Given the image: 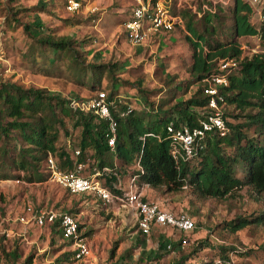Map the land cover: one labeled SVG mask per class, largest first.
I'll return each instance as SVG.
<instances>
[{
  "label": "rangeland",
  "instance_id": "obj_1",
  "mask_svg": "<svg viewBox=\"0 0 264 264\" xmlns=\"http://www.w3.org/2000/svg\"><path fill=\"white\" fill-rule=\"evenodd\" d=\"M79 1L81 8L72 13L66 8L68 0H0V81L45 88L50 94L69 99L93 96L98 87H104L107 94L115 88L142 113L147 104H157L174 94L177 84L181 87L175 93L178 97L172 99L174 103L189 99L200 87L191 71L194 47L189 38L195 40V36L187 27L189 22L210 39H237L242 49L240 60L264 53L260 35L233 36L235 0H209L217 5L218 13L214 16L207 12L208 19L195 13L207 0H174L172 10L182 17L184 24L171 32L152 34L139 44L125 33L136 0ZM243 1L251 7V24L259 29L264 20V0ZM36 20L46 28L41 33L50 32L56 39H74L88 61L117 64L114 78L107 74L100 86L92 88L91 72L86 77L70 56L57 55L51 48L36 45V31L29 34L25 30V24ZM140 87L145 92H140ZM223 110L233 125L244 122L247 112H256L251 108L241 112L228 103ZM61 118L64 125L55 124L60 132L56 145L73 153L79 148L82 129L75 126L77 116ZM247 134L255 133L248 129ZM15 143L12 141V145ZM221 146L226 155L234 151L227 143ZM199 162L200 159H194L191 165L197 166ZM118 165L124 170L119 161ZM234 167L240 177L247 170L241 161ZM38 172L44 180L38 181ZM29 175L35 181H29ZM144 189L146 199L173 212L190 214L197 228L180 232L156 226L149 235H142L133 212L93 197L72 195L60 186L51 178L46 158L34 170H21L0 153V264L10 262L5 252L14 249L21 255L19 263L32 256L31 264H120L124 255L127 264H174L183 256L187 258L182 264H211L219 259L224 264H264V224L237 232L229 228L236 217H252L264 210V192L245 186L222 199L200 197L191 185L176 191L166 186ZM29 204L35 211H72L79 215L85 231H91L92 256L85 261L75 260L68 254L72 247L66 245L57 227L54 229L50 223L39 226L33 221L21 222ZM65 253L67 257L61 263L58 257Z\"/></svg>",
  "mask_w": 264,
  "mask_h": 264
},
{
  "label": "trees",
  "instance_id": "obj_2",
  "mask_svg": "<svg viewBox=\"0 0 264 264\" xmlns=\"http://www.w3.org/2000/svg\"><path fill=\"white\" fill-rule=\"evenodd\" d=\"M233 10L235 19L233 36L260 35L264 45V20L259 29L251 24L249 19L251 7L243 0H235ZM209 13L215 16L218 10ZM204 16L207 18V14ZM187 27L195 36V40L189 38L194 47L191 71L196 75L200 87L189 99H181L174 103L172 99L178 97L175 93L181 87L177 84L176 88H173L176 90L174 94L162 98L157 104L154 102L147 104L142 113L137 112V108L126 98H122V94L114 88L108 93L110 99L116 100L117 109H113V113L119 121L117 144L114 148L109 146L106 138L108 122L92 112L73 109L70 106L71 99L59 94H50L45 88H26L14 82L0 81V153L4 159L19 165L21 170H34L44 158L48 167V157L52 154L63 170H73L82 162L89 165L88 169L95 164L100 167L108 165L124 177L127 174H138L141 184L154 188L166 186L171 191H176L191 185L203 198L223 199L245 186H252L259 193L264 192V53L255 54L251 58L243 57L240 60L242 49L237 39H231L230 42L214 40L199 33L192 22H189ZM25 30L29 34L36 31L38 34L35 38L36 45L41 49L47 47L57 55L70 56L80 73L86 77L91 72L89 79L93 82L92 88L100 86L107 74L114 78L119 69L117 64H96L88 61L79 51L76 41L70 37L56 39L50 32L41 33L40 31H45L46 28L40 20L25 24ZM225 58H237L240 61V68L230 76V85L221 89L227 103L236 105L241 112L249 108L256 109V112H247L244 115L245 121L235 125L231 124L224 114L228 127L225 135L213 133L200 142L194 158L177 160L171 153L167 125L170 122H174L177 128L184 125L191 127L199 125L207 113L210 100V96L205 93L207 84L204 79L219 72L220 60ZM103 89L105 88L98 87L96 92ZM139 91L145 92V89L140 87ZM88 97L90 96L76 98ZM130 107L131 111L125 117H121L120 113L129 110ZM71 115L77 116L75 126L82 129L79 148L76 149L80 150L79 155L75 154L76 150L71 153L56 145L60 132L55 124L64 125V119L61 117ZM248 129H253L255 134L249 136ZM12 141L16 143L12 145ZM222 143L234 147V151L226 155ZM114 159L120 162L124 170L115 166ZM194 159H200L197 166L191 165ZM240 161L247 167L242 177L236 174L234 167ZM136 163L140 164L141 169L130 170L129 166ZM27 178L29 181L36 179L32 175ZM37 179L42 181L45 178L38 172ZM115 179V176L109 178L108 183L111 184ZM80 196L85 199L92 198L85 194ZM254 224H264V210L256 216L236 217L229 223V228L237 232ZM52 226L54 229L57 227L60 238L64 241L63 233L58 228L59 223L56 222ZM81 227H84L83 224ZM86 234L90 236L91 231H87ZM141 234L146 235L142 232ZM65 243L71 245L69 241ZM160 245L164 247L163 243ZM114 252L115 249L112 250L111 257L114 256ZM5 253L7 260H10L6 264L32 263V256L19 263L21 255L17 249ZM68 254L74 255L72 250ZM66 257L65 253L58 257V261L63 263ZM126 257V255L120 257V264H127ZM186 258L183 256L174 264H182Z\"/></svg>",
  "mask_w": 264,
  "mask_h": 264
},
{
  "label": "built area",
  "instance_id": "obj_3",
  "mask_svg": "<svg viewBox=\"0 0 264 264\" xmlns=\"http://www.w3.org/2000/svg\"><path fill=\"white\" fill-rule=\"evenodd\" d=\"M132 17L125 24L127 36L135 43H142L150 35L158 32H171L184 24L182 17L172 10L174 0H136ZM79 0H68L66 8L69 12H76L81 8ZM211 4V5H210ZM201 10H195L199 16L207 12H216L217 5L209 0L201 5ZM237 58H225L220 60L219 72L205 78V93L210 96L208 110L197 126H181L177 128L174 122L167 125V131L171 139V153L174 157L189 160L195 157L200 142L213 133L225 135L228 131L224 119L223 106L227 104L221 89L230 85V76L239 67ZM70 106L81 112H92L108 122L106 138L109 146L114 148L117 144L119 121L114 117L113 109H117L116 100L109 98L105 90H99L88 98H70ZM124 110L120 114L125 117L130 111ZM76 155L80 150L75 151ZM85 162L79 163L73 170H63L59 167L55 157L49 154L48 171L60 186L64 187L72 195L91 196L106 205L118 204L121 208L133 212L140 232L149 235L156 226L174 228L180 232H191L197 228L196 221L187 212L176 213L165 209L156 201L148 200L144 195L147 184H141L138 174H127L125 178L116 172L111 166L95 164L88 169ZM116 167L118 165L115 164ZM130 170H139V163L129 166ZM115 176V180L109 184V178ZM125 178V179H124ZM142 186V187H140ZM21 222H35L37 225L59 223L58 228L63 233L64 241L71 242L73 258L77 261H85L92 254V242L81 227L79 215L68 211L39 210L29 204L25 214L20 218ZM9 235V234H8ZM171 247V246H170ZM211 264H224L217 260Z\"/></svg>",
  "mask_w": 264,
  "mask_h": 264
},
{
  "label": "crops",
  "instance_id": "obj_4",
  "mask_svg": "<svg viewBox=\"0 0 264 264\" xmlns=\"http://www.w3.org/2000/svg\"><path fill=\"white\" fill-rule=\"evenodd\" d=\"M115 164L116 165H118V160L117 159H115ZM118 167H120L119 165H118ZM145 190V189H144ZM144 195L146 196V193L144 192ZM146 198V197H145Z\"/></svg>",
  "mask_w": 264,
  "mask_h": 264
}]
</instances>
